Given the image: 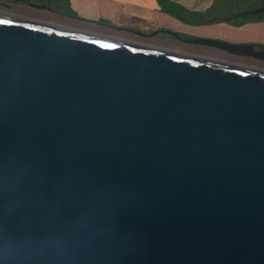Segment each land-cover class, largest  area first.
I'll return each mask as SVG.
<instances>
[{"label": "water", "instance_id": "95a60500", "mask_svg": "<svg viewBox=\"0 0 264 264\" xmlns=\"http://www.w3.org/2000/svg\"><path fill=\"white\" fill-rule=\"evenodd\" d=\"M0 264H264V70L0 12Z\"/></svg>", "mask_w": 264, "mask_h": 264}, {"label": "crops", "instance_id": "0c3cea01", "mask_svg": "<svg viewBox=\"0 0 264 264\" xmlns=\"http://www.w3.org/2000/svg\"><path fill=\"white\" fill-rule=\"evenodd\" d=\"M0 1H4L5 4H13L15 2V6L26 10L28 13L40 15V17L34 16L39 21L144 44L148 43V41L155 42L159 40L167 42L160 39L159 36L151 35L153 33L159 34L161 31L214 37H223L224 34H233L235 32V28L233 29V27L226 24L187 25L162 12L157 0H66L67 5L64 4V0ZM169 1L192 12H203L209 9L211 4L210 0ZM26 2L38 5L49 4L50 10L33 9L28 7L25 4ZM47 19H51V21ZM246 25H260L264 29V21ZM168 42L177 45V43Z\"/></svg>", "mask_w": 264, "mask_h": 264}, {"label": "trees", "instance_id": "16d2710c", "mask_svg": "<svg viewBox=\"0 0 264 264\" xmlns=\"http://www.w3.org/2000/svg\"><path fill=\"white\" fill-rule=\"evenodd\" d=\"M22 2L24 0H16ZM64 4L67 5L66 0ZM255 0H213L212 6L203 12H192L169 0H157L162 12L191 26L225 23L232 27L264 21V12L249 14L255 10ZM67 13L66 11H64Z\"/></svg>", "mask_w": 264, "mask_h": 264}, {"label": "flooded vegetation", "instance_id": "af4514ba", "mask_svg": "<svg viewBox=\"0 0 264 264\" xmlns=\"http://www.w3.org/2000/svg\"><path fill=\"white\" fill-rule=\"evenodd\" d=\"M27 3L28 2H26L25 4L27 5ZM13 4H15V2ZM40 5L41 6L44 5L43 8L44 10H50L49 4H40ZM157 35H159V38L164 41H171L179 44L180 46L185 48L184 53H189V54L220 60V61H227L232 63L235 62L236 64H241V65L264 70V59L258 56L259 54L264 53V41H254V40L237 41V40H229L222 36L214 37V36H200V35H183L168 31H161ZM204 40H215L230 44H242V45H248L249 47L239 51V53H235L223 47L215 45L214 43H208ZM254 54H256L257 56Z\"/></svg>", "mask_w": 264, "mask_h": 264}, {"label": "rangeland", "instance_id": "374dc122", "mask_svg": "<svg viewBox=\"0 0 264 264\" xmlns=\"http://www.w3.org/2000/svg\"><path fill=\"white\" fill-rule=\"evenodd\" d=\"M211 4L210 7L213 4V0H210ZM4 3V1H0V12H4V13H8V14H12V15H16V16H21V17H25V18H30V19H37L36 17H40V15L36 14V13H28L26 10L21 9L17 6H15L14 4H9V3ZM254 8L255 10L264 8V0H255L254 2ZM31 16V17H30ZM36 16V17H34ZM38 20V19H37ZM48 21H51V19H47ZM46 20V21H47ZM49 23V22H47ZM221 24H225V23H221ZM256 24V23H254ZM227 25V24H226ZM232 27V26H230ZM235 28V34L231 33V34H224V38L229 39V40H254V41H264V29L262 26L260 25H243L241 27H233V29ZM159 35H157L158 37ZM153 39V38H151ZM154 40V39H153ZM168 42V41H167ZM163 42V41H148V43H146L147 45H151V46H156L159 48H164V49H169V50H173V51H178V52H185V48H183L182 46H177V45H173L170 42ZM235 63V62H234Z\"/></svg>", "mask_w": 264, "mask_h": 264}]
</instances>
